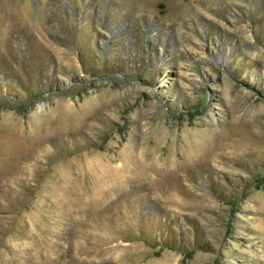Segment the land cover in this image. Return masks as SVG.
<instances>
[{
    "label": "rangeland",
    "instance_id": "374dc122",
    "mask_svg": "<svg viewBox=\"0 0 264 264\" xmlns=\"http://www.w3.org/2000/svg\"><path fill=\"white\" fill-rule=\"evenodd\" d=\"M0 264H264V0H0Z\"/></svg>",
    "mask_w": 264,
    "mask_h": 264
}]
</instances>
